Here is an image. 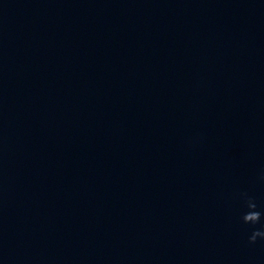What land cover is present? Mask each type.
<instances>
[{
	"label": "clouds",
	"instance_id": "1",
	"mask_svg": "<svg viewBox=\"0 0 264 264\" xmlns=\"http://www.w3.org/2000/svg\"><path fill=\"white\" fill-rule=\"evenodd\" d=\"M241 199L247 209L241 216L242 222L252 226L262 224V221H264V212L258 210L255 199L247 194H241ZM258 238L264 239V224H262L261 228H253L251 234L248 236L249 244H255Z\"/></svg>",
	"mask_w": 264,
	"mask_h": 264
}]
</instances>
